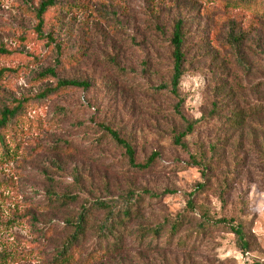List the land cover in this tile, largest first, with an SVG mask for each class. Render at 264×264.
Segmentation results:
<instances>
[{
	"label": "trees",
	"instance_id": "1",
	"mask_svg": "<svg viewBox=\"0 0 264 264\" xmlns=\"http://www.w3.org/2000/svg\"><path fill=\"white\" fill-rule=\"evenodd\" d=\"M17 1L36 21L39 39L47 40L48 66L35 84L54 83L32 97L2 103L0 164L20 154L13 143L32 129L34 117L29 111L56 97L87 93L94 87L89 79L66 75L81 65V58L68 55L52 32L45 35L47 19L60 0ZM150 2L147 31L139 44L146 51L140 70L125 67L126 58L119 55L105 59L108 72L115 77L109 81L111 101L115 96V103L128 107L127 119L94 118L90 132L80 141L56 139L44 149L53 159L56 174L45 173L50 185L42 204L60 221L56 227L48 219L38 239L41 249H33L42 264H158L157 260L205 264L197 253L220 234L231 235L243 255L254 247V235L244 217L245 202L240 203L238 213L220 216L202 198L216 192L226 207L232 192L229 185L244 177L248 168L254 171L247 172L248 178L257 173L264 183V0ZM72 7L79 9L77 4ZM15 54L24 55L0 48V60ZM197 63L210 80L200 118L187 113V96L181 89ZM19 72L20 67H0V89L7 86L6 77ZM139 77L144 85L135 89ZM57 110L58 122L69 116L66 108L58 106ZM148 138L155 147L144 153L142 144ZM106 148L123 170L118 176L107 172L94 179L84 166L77 165L71 170L70 185L56 184L57 177L68 172L67 161L70 168L88 150ZM166 148L185 155V167L197 169L203 181L183 193V210L154 216L162 199L177 192L158 193L137 184L136 179L156 169Z\"/></svg>",
	"mask_w": 264,
	"mask_h": 264
},
{
	"label": "rangeland",
	"instance_id": "2",
	"mask_svg": "<svg viewBox=\"0 0 264 264\" xmlns=\"http://www.w3.org/2000/svg\"><path fill=\"white\" fill-rule=\"evenodd\" d=\"M74 4L78 10L72 7ZM150 7H153L150 0H60L57 10L49 15L45 35L52 32L68 55H76L82 61L78 68L66 75L89 79L94 87L87 93L76 91L56 97L41 103V108L34 112L29 111L28 115L34 117L33 127L17 144L13 143V147L18 145L20 148V154L10 160L5 158L0 164V264H42L40 254L33 250L35 247L41 249L39 235L46 229L48 219L53 220L52 226H59L60 219L42 204L50 185L45 173L56 174L52 170L53 159L44 149L56 139L80 141L85 132H90V121L94 118L107 121L113 115L116 121L127 119L128 107H123L119 101L115 103V96L111 101L112 83L109 81L115 77L108 72L105 59L110 54L119 55L126 58L125 67L140 70L146 51L139 48V44L147 31ZM57 23L60 25L53 26ZM35 26L36 21L26 13L21 1L0 0V48L24 54L0 60V67H20L15 77L5 78L4 83L8 84L5 89H0V106L10 103L13 98L37 95L54 83L35 84L38 74L48 66L47 40L39 39ZM209 81L199 63L184 78L181 89L187 96L186 111L190 116H202ZM143 85L144 80L139 77L134 88H142ZM58 106L69 110V116L63 117L62 122H58ZM76 123L85 126L80 128ZM142 145L144 153L155 147L150 138ZM113 158V152L107 148L102 152L88 150L76 157L70 168L71 163L67 161L68 172L57 177L56 184L70 185L71 170L77 165L84 166L94 179L107 172L118 176L123 170L115 165ZM185 158L175 149L166 148L156 169L136 179L137 184L158 193L165 190L177 192V195L164 197L152 215H175L183 210V193L195 190L203 181L197 169L185 167ZM249 171L253 169L248 168L244 177L229 185L232 192L226 207L216 192L206 193L202 201L220 216L238 213L240 203L245 202L247 211L244 217L248 230L254 235V247L248 255H243L236 249L231 235L220 234L215 241L205 244L203 252L197 253L198 259L205 264L264 261V183L257 173L255 177L248 178ZM157 263L161 264L159 260Z\"/></svg>",
	"mask_w": 264,
	"mask_h": 264
}]
</instances>
